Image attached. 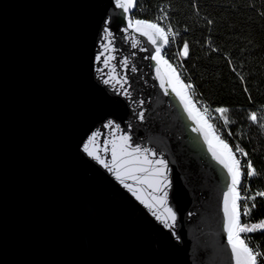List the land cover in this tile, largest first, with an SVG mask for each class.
I'll use <instances>...</instances> for the list:
<instances>
[{
	"label": "water",
	"instance_id": "obj_1",
	"mask_svg": "<svg viewBox=\"0 0 264 264\" xmlns=\"http://www.w3.org/2000/svg\"><path fill=\"white\" fill-rule=\"evenodd\" d=\"M106 19L113 51L105 56L115 57L107 68L95 60ZM125 26L114 0H0V264H235L224 231L226 169L179 98L159 87L152 53L141 50L146 38ZM112 65L131 96L102 83ZM109 119L119 131L104 127ZM97 130L92 147L106 161L104 142L122 134L163 153L173 229L82 150Z\"/></svg>",
	"mask_w": 264,
	"mask_h": 264
},
{
	"label": "snow or ice",
	"instance_id": "obj_2",
	"mask_svg": "<svg viewBox=\"0 0 264 264\" xmlns=\"http://www.w3.org/2000/svg\"><path fill=\"white\" fill-rule=\"evenodd\" d=\"M115 7L122 10V14L126 19V26L123 32L138 33L145 37L150 48H141L142 51H151L148 59L155 62L156 78L159 80V87L164 91L165 95L174 93L179 98L180 104L187 112L188 118L195 123L192 128L193 132L203 135L207 150L211 153V157L219 165L226 169V184L227 191L223 193V218L224 231L227 235V243L231 249L232 259L235 264H264V251L261 250L259 243H254L247 234H254L257 232L264 233V219L255 223H242V216L250 217L253 210L256 208L257 198H264V190L255 191L251 193L249 185L245 184L246 179L258 177L260 173L257 171L253 161L248 158L249 153L245 151L239 144L236 145L235 150L229 143L222 138L221 134L216 131L215 124L211 123L213 118L209 112V106L198 105L194 99L195 85L190 82H185L182 79L183 72L178 71L182 65L170 63L166 59L163 50L166 46L173 44L181 33L175 30L171 23H164L169 20V11L165 8L160 9V15L154 19H140L133 18L130 13L136 8L138 0H114ZM192 7L198 9L196 0H192ZM264 16V12L260 13ZM208 25L213 24L209 19ZM109 21L106 19L102 28V40L107 43L101 44V51L96 55L95 60L101 62L105 68L109 67L110 61L114 60V56H105L106 53L113 51L112 44L113 33L109 30ZM187 31V29H185ZM140 41L136 38L131 39V47L137 48ZM182 58L190 56V43L187 40L182 42V47L177 53ZM129 60L125 58L121 61V67H127ZM231 66V60H229ZM137 69L131 68L132 72ZM103 73V69H99ZM235 71V68H233ZM107 78H102V83L110 85L119 95L129 97L131 93L128 85L127 77H119L115 71V65H112V71L105 73ZM242 84L244 78L240 77ZM170 90V91H169ZM244 91L248 94L249 100L251 95L248 93L245 85ZM143 100L139 101L142 105ZM201 108L203 110H201ZM223 120V124L227 127L234 123L229 119L231 109L226 106L216 107L212 110ZM139 120L145 119L144 111L137 113ZM248 119L257 123L259 117L256 112H251ZM264 127V125H261ZM105 128L120 130V124L114 120L109 119L104 125ZM131 128V124L128 125ZM101 135L99 130L93 131L82 146V150L89 156L96 160L105 169L111 172L116 180L127 189L136 200L143 204L151 211V215L162 224L165 229H173L177 222V213L168 206L169 189L172 187V180L170 179L169 161L164 158L163 153L157 154L151 148L141 147L140 144L133 145L132 137L128 134L119 135L109 141L104 142L103 151H109L108 145H111V160L106 161L101 158L99 147L93 148V145H98V137ZM228 135H231L229 132ZM242 160L246 163L242 164ZM128 181H131L129 183ZM241 187L244 188V194L241 193ZM145 190L149 191V195H143ZM244 202L243 208L241 202ZM250 202V203H249ZM162 209V210H161ZM179 239V237H177ZM252 245V246H250Z\"/></svg>",
	"mask_w": 264,
	"mask_h": 264
},
{
	"label": "trees",
	"instance_id": "obj_3",
	"mask_svg": "<svg viewBox=\"0 0 264 264\" xmlns=\"http://www.w3.org/2000/svg\"><path fill=\"white\" fill-rule=\"evenodd\" d=\"M196 3L198 11L192 7V0H138L132 17L154 20L162 7L169 11V20L164 23L170 22L181 35L166 46L163 54L174 65H182V79L195 85V100L211 111L220 106L231 109L228 115L234 123L225 127L213 111L212 123L233 150L239 144L249 153L248 158L260 173L246 180L251 193L264 190V16L260 15L264 12V0ZM209 19L213 24H207ZM184 40L190 43L188 58L177 54ZM240 77L244 78L243 84ZM245 85L251 100L244 91ZM251 112L260 118L257 123L248 119ZM255 203L251 216L241 218L242 223L264 219V198H257ZM247 236L264 251V233Z\"/></svg>",
	"mask_w": 264,
	"mask_h": 264
},
{
	"label": "built area",
	"instance_id": "obj_4",
	"mask_svg": "<svg viewBox=\"0 0 264 264\" xmlns=\"http://www.w3.org/2000/svg\"><path fill=\"white\" fill-rule=\"evenodd\" d=\"M160 15V14H159ZM167 59V58H166ZM171 63V62H170ZM178 71H180L179 69H178ZM195 99V98H194ZM197 102H198V105H204V104H202L199 100H196ZM201 110H203L202 108H201ZM209 112H210V114H211V116L213 117L212 119H211V122H212V120L214 119V113L211 111V110H209ZM217 115V114H216ZM218 132V131H217ZM245 162L242 160V164H244ZM247 180V179H246ZM246 180L244 181V183L246 184ZM244 188L242 187L241 188V193H242V195L244 194ZM241 203H243V201L241 202ZM241 207L243 208V205H241ZM242 218H244L243 216H242Z\"/></svg>",
	"mask_w": 264,
	"mask_h": 264
}]
</instances>
